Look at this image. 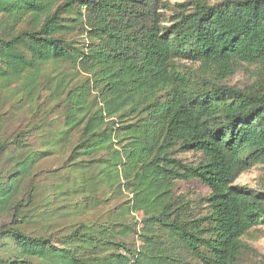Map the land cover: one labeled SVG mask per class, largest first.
<instances>
[{"label": "trees", "instance_id": "1", "mask_svg": "<svg viewBox=\"0 0 264 264\" xmlns=\"http://www.w3.org/2000/svg\"><path fill=\"white\" fill-rule=\"evenodd\" d=\"M258 164L264 0H0V264H240Z\"/></svg>", "mask_w": 264, "mask_h": 264}, {"label": "rangeland", "instance_id": "2", "mask_svg": "<svg viewBox=\"0 0 264 264\" xmlns=\"http://www.w3.org/2000/svg\"><path fill=\"white\" fill-rule=\"evenodd\" d=\"M171 3L174 2H183L185 0H169ZM256 78H258V71L252 66H245L239 68L235 71L232 77L229 79L230 84L243 86L252 83ZM3 110V108H2ZM17 118L11 126L15 125V122L18 120ZM182 159L187 161H193L196 159V155L191 153L188 154H180ZM61 158L58 155H52L46 158L45 160L39 162V168L42 169H50L52 167H57L60 164ZM48 173H40L39 178H41V183L46 182L44 180V176H48ZM235 183L238 185L247 186L254 189H264V164H258L249 167L247 170L242 172L240 176L235 180ZM177 191L179 193H185L191 199H195L198 196L206 195L209 190L199 181L191 180V181H182L177 184ZM122 197L116 199L111 198L107 201L108 204L104 205V209H108L114 207L115 204L122 201ZM45 208V207H44ZM43 209V208H40ZM61 214L56 215L55 219L52 221L57 222L58 224H65L69 221V219H75V214H71L72 209L64 208L60 210ZM90 219L94 218L92 214L88 216ZM100 214H97L95 219H100ZM135 219L139 220V214L134 215ZM137 228L141 226V223L138 222L136 225ZM121 238V236H120ZM126 244L131 248H136L139 245V238L135 232H132L128 235V237L124 238ZM243 241L250 247L249 251H246L241 256L240 264H246L249 262L261 260L264 258V225L256 226L251 229L246 235L243 236Z\"/></svg>", "mask_w": 264, "mask_h": 264}]
</instances>
